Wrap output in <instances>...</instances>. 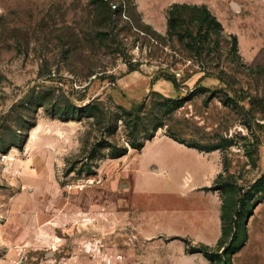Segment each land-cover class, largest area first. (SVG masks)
<instances>
[{"label":"rangeland","instance_id":"374dc122","mask_svg":"<svg viewBox=\"0 0 264 264\" xmlns=\"http://www.w3.org/2000/svg\"><path fill=\"white\" fill-rule=\"evenodd\" d=\"M109 1L122 55L100 41L94 0H0V264H214L192 247L217 249L219 210L234 226L249 217L233 264H264V0ZM176 2L206 5L223 32L198 46L169 37ZM153 90L186 101L121 158L87 159L99 143L128 144L121 122L113 133L109 118L57 110L147 99L151 115ZM169 128L218 147L203 151L220 170L218 190L200 188L217 200L211 228L193 224L212 213L186 190L192 154L161 137ZM166 158L169 172L151 170Z\"/></svg>","mask_w":264,"mask_h":264},{"label":"trees","instance_id":"16d2710c","mask_svg":"<svg viewBox=\"0 0 264 264\" xmlns=\"http://www.w3.org/2000/svg\"><path fill=\"white\" fill-rule=\"evenodd\" d=\"M113 5V4H112ZM109 0H94V11L96 12L99 22V29L97 30L100 41L108 39L115 45L114 51L118 54H124L122 49V42L118 39V34L113 29H110L109 24L112 22L114 13L118 12V7L114 4V9ZM120 10V9H119ZM168 35L169 37H176L179 41L190 40L192 45H203L207 42L212 34H221L224 30L222 23L215 15L211 13L206 5L189 4V3H174L168 10ZM233 37L234 49L238 51L237 35L231 34ZM128 72L139 69V65L128 63ZM166 79L173 82L176 88H179V83L175 75H165ZM151 101L154 104L156 112H150L151 115H146L148 100L134 105L132 108L116 104L111 99L112 106L107 109V105L100 99H95L89 102L83 110L75 107L74 104H66L64 107L57 108L64 118H73V112L84 111L90 117L95 119V124L99 125L108 120V128L113 126V133L117 132L121 124L125 127L128 134L127 145L120 146L115 142L106 141L99 143L97 147L92 150V154L87 156V159L94 158L102 159L105 157L121 158L128 154L129 148L141 150L147 140L155 137L160 128L166 126V121L171 117L176 109L184 105L186 97H166L165 95L152 91L150 94ZM149 96V97H150ZM160 100V101H158ZM110 101V102H111ZM77 108V109H76ZM82 113V112H81ZM58 114V113H55ZM74 114V113H73ZM168 135L174 140L188 146L197 148L200 151H213L218 148L216 145H202L195 142L187 141L178 136L170 128L167 130ZM91 170V166H88ZM92 172V171H91ZM264 179V177H263ZM217 184L206 187L208 190H218ZM243 207L245 200H242ZM242 207L240 214L243 213ZM224 211V210H222ZM222 220V234L217 243V249L213 250L210 246L202 244L199 247H192V252H202L205 257L214 264H233V256L239 252L248 240L247 221L241 224L236 222V226L232 223H227V216L221 212Z\"/></svg>","mask_w":264,"mask_h":264},{"label":"crops","instance_id":"0c3cea01","mask_svg":"<svg viewBox=\"0 0 264 264\" xmlns=\"http://www.w3.org/2000/svg\"><path fill=\"white\" fill-rule=\"evenodd\" d=\"M158 135H155V137H153L152 139L156 138ZM163 137L165 140H168L170 143H172L174 150L176 151H185V152H189L192 154V174L190 172H188V176H185V179L187 180H192L190 182V186L189 188H186V190H190L193 194H203L204 197H206V199L208 200V208L210 209L209 211L213 214V207L217 204V200L215 197V194L213 192H209V193H203V191L200 190V188L205 187V186H211L212 182H214V179L216 177V175L219 173V167L218 165H216L214 162H212V160H209V158L206 159V156L204 154L203 151L198 150L197 148H193V147H188L176 140H174L172 137L165 135V136H161ZM147 140L145 145L151 141ZM145 147V146H144ZM143 147V148H144ZM142 148V149H143ZM138 150V151H142ZM166 163L162 160H156V162H154L151 165V170H154L156 173H158L159 171H164V172H169L170 168L168 163H167V158L165 159ZM163 161V164H162ZM215 172V174H214ZM182 185H186V184H182ZM220 209V208H219ZM192 212V216L197 215L196 213ZM211 216H206V215H199V219L197 220H192L193 224L195 225L196 223L199 225H204V224H209V228H211V217L215 216L214 214ZM210 217V218H209ZM216 218V216H215ZM219 220V225L218 228L215 230L214 234H217V237L220 235L221 232V224H222V220H221V212L219 210L217 218ZM34 226V222H32L30 224V236H32V241L34 240L36 234H32V230ZM212 231V230H211Z\"/></svg>","mask_w":264,"mask_h":264},{"label":"water","instance_id":"95a60500","mask_svg":"<svg viewBox=\"0 0 264 264\" xmlns=\"http://www.w3.org/2000/svg\"><path fill=\"white\" fill-rule=\"evenodd\" d=\"M248 220H249V217H248V219H247V223H248Z\"/></svg>","mask_w":264,"mask_h":264}]
</instances>
